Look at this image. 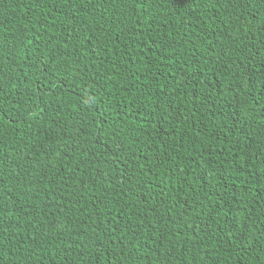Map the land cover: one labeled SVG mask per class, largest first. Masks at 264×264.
<instances>
[{
	"label": "trees",
	"instance_id": "16d2710c",
	"mask_svg": "<svg viewBox=\"0 0 264 264\" xmlns=\"http://www.w3.org/2000/svg\"><path fill=\"white\" fill-rule=\"evenodd\" d=\"M0 264H264V0H0Z\"/></svg>",
	"mask_w": 264,
	"mask_h": 264
}]
</instances>
